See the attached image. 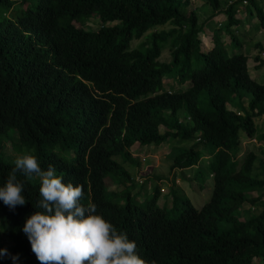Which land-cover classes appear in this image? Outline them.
I'll use <instances>...</instances> for the list:
<instances>
[{
    "label": "trees",
    "instance_id": "1",
    "mask_svg": "<svg viewBox=\"0 0 264 264\" xmlns=\"http://www.w3.org/2000/svg\"><path fill=\"white\" fill-rule=\"evenodd\" d=\"M21 1L25 8L13 19L17 1L0 0V178L15 167L4 151L10 142L16 153L34 154L42 170L66 172L83 184L80 203H94L136 242L146 264L264 262V132L255 121L264 118V85L250 74L242 51L248 33L240 38L237 28L248 16L264 30L261 0H202L211 8L204 22L203 10L188 12L192 0ZM221 14L227 22L212 30L215 45L204 50L200 34ZM223 34L239 52L230 55ZM254 46L261 71L264 44ZM166 49L171 58L162 61ZM171 140L192 144L172 149L169 175L198 167V180L209 160L213 192L201 209L176 178L164 194L169 176L156 175L157 183L141 175L134 192L137 179L124 163L141 166L135 148ZM55 149L68 152V161ZM16 176L41 198L38 177ZM29 216L22 211L23 225ZM11 220L19 218L0 204V249L19 254L15 264H40L23 229L10 230ZM0 264L13 261L5 256Z\"/></svg>",
    "mask_w": 264,
    "mask_h": 264
},
{
    "label": "clouds",
    "instance_id": "2",
    "mask_svg": "<svg viewBox=\"0 0 264 264\" xmlns=\"http://www.w3.org/2000/svg\"><path fill=\"white\" fill-rule=\"evenodd\" d=\"M14 1L17 3L9 13L16 19L19 9L25 6L15 9L22 1ZM243 103L247 107L248 99H244ZM228 108L231 109L230 106ZM17 142L20 143L19 140ZM4 151L13 155L15 162L12 165L15 167L9 176L5 170L0 178V204L8 206L18 216L19 220H11L10 230L20 235L23 229L40 264H146L137 253L136 242L98 214L94 203L89 202L86 206L80 203L84 195L83 184L64 171L56 175L52 165L42 170L34 154H18L16 152L20 151L14 144L12 148L7 145ZM55 152L56 155H63L61 160L68 161V152L62 153L58 149ZM17 172L26 177L35 175L39 178L40 199L24 188L17 179ZM6 177V182L2 184ZM30 196L35 198L34 203ZM25 209L30 216L23 225L20 217ZM5 256H9L15 264L19 254L13 256L7 249H0V258Z\"/></svg>",
    "mask_w": 264,
    "mask_h": 264
},
{
    "label": "rangeland",
    "instance_id": "3",
    "mask_svg": "<svg viewBox=\"0 0 264 264\" xmlns=\"http://www.w3.org/2000/svg\"><path fill=\"white\" fill-rule=\"evenodd\" d=\"M193 4L191 6H189L187 8L188 12L192 11L195 8L201 9V11H204V17L201 16L200 14V22H204L206 17H210L211 15V8L209 6H207V4L202 1V0H192ZM260 5L264 7V0L259 1ZM258 3V4H259ZM20 6H22V3L19 2L16 6L15 9L19 8ZM22 8V7H21ZM15 11V10H14ZM9 14V13H8ZM90 24L91 26H93L94 28L97 27V19H93L90 20ZM227 22V16L225 14H221V15H216L215 18L209 22V29H205L204 33L200 34V37H203L204 40V46H214L215 42L213 43L212 41V35H213V28H218L219 24L221 23L222 25H225ZM248 22H251V26L255 27L258 24V20L257 18L251 20V21H247L244 22L243 20L240 22V25L237 26L238 30H239V37L240 38H246V31L245 28L250 26L248 24ZM169 28L168 26H163L162 28H160L161 30ZM235 28V27H234ZM238 30H234V32L238 35ZM250 32V31H249ZM207 33V35H206ZM206 35V37H205ZM205 37V39H204ZM142 40H144V38L142 37L140 40H136L134 41L133 45L137 46ZM222 41L224 43L225 48L228 50V52L230 53V55L233 54V51L236 50L232 45H231V39L229 37V35L227 34H223L222 36ZM257 42H261L264 44V30L260 27L257 26V29L254 31H251V33H249L248 35V40L246 42V40H244L245 43V50H242L243 52H246L249 55L250 61H249V68H250V74L252 76L253 79L258 80L260 84L264 85V71H259L254 69V67L257 65V63H255V56L257 54L260 53V51L257 48H254L255 44ZM219 44V41H218ZM250 50V52H249ZM240 49H237L236 52H239ZM262 57L264 58V54H262ZM171 56H170V52L168 49L164 50L163 55L161 57L160 60L162 61H167L170 60ZM188 85H186L185 87H187ZM175 87H177L178 89H183L184 86H179L175 83ZM243 102V101H242ZM231 108V107H230ZM256 124L258 125V127L261 129V131L264 130V122H263V117L262 119L260 118H256L255 119ZM261 133V132H260ZM241 138L244 140V145L246 146L249 141V139L247 138L246 134L244 132L241 133ZM255 141V140H254ZM257 141V140H256ZM8 144H11L8 143ZM192 144V142L189 143H179V140H171L168 141L164 144H162L161 146H146V147H137L135 148V150L133 151L134 157H138L140 158L142 165L141 166H134V165H130L128 163H124V167L126 168V170H128V172H130L134 178L137 179V183H138V187L136 188V190L134 192H137L140 190L141 188V181L144 180V178L146 177V179H148V177H154L156 178V175H162V176H169V179H164L162 181L163 187H164V194H166L169 191L170 188V180H174L176 178L177 183L181 186V188L183 189V191L188 195V197L190 198V200L192 201V204L194 205L195 208L197 209H201L211 198L212 196V187H213V177H212V173L211 170L208 168L209 166V160H205V158L203 159V164H204V168L200 173V179L196 180L197 178V174H196V169L198 167L195 168H188L185 169L184 171H180V170H176V171H172V173L169 175L170 173V166H171V161H170V155L172 153V149L174 147H180V146H190ZM119 162H122L120 157L116 158ZM259 163L257 162L256 165H258ZM145 176V177H141L139 178V176ZM184 178V180H183ZM139 179V181H138ZM145 179V180H146ZM153 182H157L160 183V180L158 181V179L156 178V180H154ZM109 189L110 190H119L116 184L113 183H109ZM144 191H148V193L152 192L151 187H149V185L147 184V187L143 189ZM139 199L141 200L142 197L139 196ZM169 217L170 219H176L179 217V213L178 212H170L169 213ZM261 264H264L263 261L260 262ZM23 264H31L30 261L25 260Z\"/></svg>",
    "mask_w": 264,
    "mask_h": 264
},
{
    "label": "crops",
    "instance_id": "4",
    "mask_svg": "<svg viewBox=\"0 0 264 264\" xmlns=\"http://www.w3.org/2000/svg\"><path fill=\"white\" fill-rule=\"evenodd\" d=\"M242 18H243L242 20H243L244 22H247V21L249 20V19H248V16H245V17L243 16ZM257 20H258V19H257ZM208 25H209V23H208ZM257 26H260V25H259V20H258V24H257L255 27H253V26L250 25V26H248V27L245 28V31H246V32L248 33V35H249V33H251V31H254V30L257 29ZM208 27H209V26H208ZM208 27H207L206 29H209V28H210V27H209V28H208ZM213 29H214V28H213ZM249 31H250V32H249ZM206 35H207V33H206ZM206 35H205V37H206ZM205 37H204V39H205ZM202 39H203V37H202ZM203 43H204V40H203ZM213 43H214V42H213ZM212 47H213V46H207V45H206V46H204V49H205V50H206V49H211ZM261 71H264V68L261 69Z\"/></svg>",
    "mask_w": 264,
    "mask_h": 264
}]
</instances>
